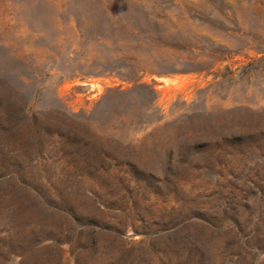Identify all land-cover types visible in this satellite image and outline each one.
<instances>
[{
	"label": "rangeland",
	"instance_id": "1",
	"mask_svg": "<svg viewBox=\"0 0 264 264\" xmlns=\"http://www.w3.org/2000/svg\"><path fill=\"white\" fill-rule=\"evenodd\" d=\"M0 264H264V0H0Z\"/></svg>",
	"mask_w": 264,
	"mask_h": 264
}]
</instances>
